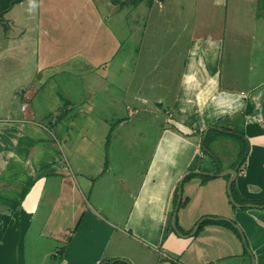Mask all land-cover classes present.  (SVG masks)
<instances>
[{"label":"crops","instance_id":"1","mask_svg":"<svg viewBox=\"0 0 264 264\" xmlns=\"http://www.w3.org/2000/svg\"><path fill=\"white\" fill-rule=\"evenodd\" d=\"M167 2L144 0L122 7L110 0H37V18L30 28L35 35L30 38L29 29L20 26L21 45L35 46L38 75L64 71L72 64H84L91 73L107 66L109 70L126 43L145 36L148 25L140 8L161 14L168 11ZM194 3L188 16L183 3L172 8L178 29L191 27V37L184 54L170 58L182 60L184 68L166 108L155 103L158 110L153 111L165 112V120L150 122L159 137L140 159L147 167L126 169L135 175L126 190L131 204H115L108 212L95 201L97 209L87 210L81 202L86 198L71 180L49 130L33 122L27 101L39 93L37 88L21 87L20 107L0 101V264L26 263L32 228L31 253L40 240H58L50 244L54 249L58 242L66 244L59 264H264V205L257 203L264 200V0ZM126 58L130 62L133 55ZM125 61L119 66L125 67ZM127 88V83L120 84V94L127 97L116 99L118 108L129 111L120 124L135 117L141 104ZM72 111L70 105L68 116ZM223 118L235 119L245 144L240 140L232 156L223 155L225 161L222 146L231 137L213 139L209 151L202 146L203 136ZM200 147L205 153L201 159ZM230 171L237 173L233 183L247 203H239L234 195L236 205L231 202ZM49 177L61 178V188L52 199L51 213L44 212L41 221L44 215L38 213ZM69 205L77 209L75 232L58 224V218L68 221L62 213ZM115 211L119 216L112 219Z\"/></svg>","mask_w":264,"mask_h":264},{"label":"rangeland","instance_id":"2","mask_svg":"<svg viewBox=\"0 0 264 264\" xmlns=\"http://www.w3.org/2000/svg\"><path fill=\"white\" fill-rule=\"evenodd\" d=\"M194 1L168 0L166 7L170 14L166 10L159 14L155 9L151 11L150 7L145 13L144 9L140 8L148 25L144 31L145 36L131 45L126 43L118 62L109 65V70L108 66L96 70L97 73H91V68L84 64H77L76 67L72 64L66 66L64 71H57L48 76L38 75L35 46L23 48L19 31L20 26H25L29 29L30 38L35 35L30 28L36 22L37 0H25L4 15L8 23L0 25V89L3 90L0 101L5 104L13 102L20 107L21 87L28 91L29 85L39 90L38 94L31 96L33 100L27 101L34 112L33 122L36 128L45 126L49 130L56 147L62 153L61 157L71 174V180L86 198V201L81 199V202L87 210L96 207L95 201H98L101 207L103 204L108 212L109 209L113 211L115 204H131L126 190L131 185L130 176L135 175H129L126 169L147 167L140 159L145 158L146 152L153 150L159 137V130L150 122L165 120V112H162V115L157 113L158 106L155 103L162 102L166 108L172 98V91L179 86L184 68L182 60L175 59L170 62V58L181 57V53L188 49L187 43L191 37V27L178 29L172 8H177L183 3L185 16H188L194 11ZM146 2L148 0H145ZM178 2L180 3L177 4ZM8 24L11 30L7 27ZM190 25L191 23L187 26ZM9 48L14 49L8 52ZM135 49L138 52H135ZM129 54L133 55L130 62L126 58ZM21 55L22 61L18 58ZM121 61H125V67L119 66ZM149 72L151 75L145 76ZM124 82L128 84L125 91L133 92L141 104L137 105L139 110L135 117H130L126 123L120 124L121 119L129 118V111L116 105L117 98L127 97L120 94V84ZM144 97L150 100L143 101ZM70 105H73V111L68 116ZM26 107L24 105L23 108ZM153 110H156V117ZM231 139L222 146L223 161V155L229 158L234 154L235 148L241 145L240 137ZM211 146L210 144L209 148ZM219 160L223 163L221 158ZM122 171L128 174H123ZM61 181V178H48L46 198L42 200L38 213L39 216L44 215V218L40 217L39 220H45L44 212L51 213L52 199L61 188ZM68 193L74 194L72 190H68ZM73 199L79 201L77 198ZM69 207L62 213L68 216V221L58 218V224H65L68 232H75L78 222L73 223V212L76 205ZM114 214L116 215L110 214L112 219L119 216L116 211ZM80 216L78 212V218ZM34 232L35 229L32 228L28 234L29 253L25 256V264L61 263L66 244L58 242L54 249L50 244L58 240H40L41 243L34 244L33 250L36 252L31 253L29 238ZM50 251L52 252L49 255ZM57 251H60V254Z\"/></svg>","mask_w":264,"mask_h":264},{"label":"trees","instance_id":"3","mask_svg":"<svg viewBox=\"0 0 264 264\" xmlns=\"http://www.w3.org/2000/svg\"><path fill=\"white\" fill-rule=\"evenodd\" d=\"M25 0H0V24L5 21L4 19V15L6 13H8L10 10H12L15 6L23 3ZM113 4L115 5H121L122 7L124 6H136L139 3H141L144 0H126V1H122V0H110ZM154 1V0H149ZM227 131H229L230 133L227 134ZM238 135H243L242 130L240 129V125L235 122L234 118H223L221 120H219L214 126H212L211 128H209V131L206 135H204V140L202 142V146L205 149L211 150V148H209V145L211 144V142L213 141V139H216L218 137H237ZM242 142V140H241ZM243 146L245 147V144L242 142ZM245 149V148H244ZM208 153V152H207ZM244 156L246 155V150L244 152ZM244 156H242V165L245 163V158ZM211 177H207V179H209ZM232 192L233 195L235 197V199L239 202V203H247L246 200L240 199L236 190V185L233 183L232 184ZM258 204L264 205V200H261L259 202H257ZM207 223V222H205ZM111 262H107L105 264H110ZM117 264H124L121 262H118Z\"/></svg>","mask_w":264,"mask_h":264},{"label":"water","instance_id":"4","mask_svg":"<svg viewBox=\"0 0 264 264\" xmlns=\"http://www.w3.org/2000/svg\"><path fill=\"white\" fill-rule=\"evenodd\" d=\"M230 174H232V177L230 178L229 184H228V194L230 196L231 202L236 205L235 200L233 198V194H232V184H233L234 180L237 177V173L235 171H230ZM180 200H181V191H180V198H179L178 204L180 203ZM249 206L250 207H255V206H251V205H249ZM177 212H178V206H177V210L175 212V219H174V222H173V226L175 227V229H176V214H177ZM236 228L240 231L239 227L236 226ZM126 263H128V262H126Z\"/></svg>","mask_w":264,"mask_h":264},{"label":"built area","instance_id":"5","mask_svg":"<svg viewBox=\"0 0 264 264\" xmlns=\"http://www.w3.org/2000/svg\"><path fill=\"white\" fill-rule=\"evenodd\" d=\"M25 109V108H24ZM198 156H199V158L201 159V158H204V156H205V153H204V151L202 150V148L200 147V151H199V153H198Z\"/></svg>","mask_w":264,"mask_h":264}]
</instances>
